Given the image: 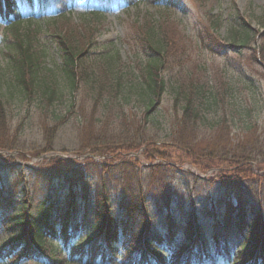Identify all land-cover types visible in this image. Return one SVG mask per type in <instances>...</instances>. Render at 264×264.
I'll return each mask as SVG.
<instances>
[{
	"label": "trees",
	"instance_id": "1",
	"mask_svg": "<svg viewBox=\"0 0 264 264\" xmlns=\"http://www.w3.org/2000/svg\"><path fill=\"white\" fill-rule=\"evenodd\" d=\"M20 8L21 0H0V17L8 21L6 26L11 30L6 43V72L12 80L7 88L6 72L0 70V127L2 130L7 127V112L16 94L27 104L34 103L43 112L51 113L56 123L74 110L63 111L71 98L66 109L69 106H75L78 111L93 109L90 118L85 112L82 114L92 133L82 139L76 150L92 155L71 160L57 156L34 169L29 174L30 180L17 176L6 190L0 188V260L14 255L15 263L34 256L40 264H67L70 260L85 264L90 248L81 239L89 238L91 232L100 237L97 240L100 257L109 259L97 264H122L117 259L116 243L123 248L126 239L123 251L126 260L132 259L131 264H185L194 254L198 239L202 240L205 259L213 264L216 259L211 254L212 241L217 243L218 236L225 241L228 233L236 229L244 245L238 251L236 263L264 264V175H257L254 181L255 175L246 169L253 160L264 158V145H261L264 140L258 145L256 138L245 137L237 139L238 145L234 143L231 121L237 112L220 113L227 92L212 85L209 77L204 80L195 72L175 79V66L181 68L184 64L174 61L184 60L183 51L175 48L174 41L163 40L164 36L154 27L147 32V41L139 37L141 45L136 46L138 77L117 65L108 45L98 40L93 30L73 28L51 32L49 36L61 57L67 86L63 88L55 70L47 65L46 43L37 35L42 27H28L31 18L19 15ZM234 15L235 32L224 39L222 50L230 53L236 48L255 49L253 58L258 54L264 62V47L255 48L258 38L251 43L255 35L246 17L237 9ZM20 20H26L28 26L20 28ZM207 37L210 41L205 40ZM204 42L212 45V38L205 33ZM174 49L183 55L179 57ZM169 87L177 102L173 109L176 120L163 141L148 130L149 126L158 130V118L149 112ZM66 89L71 93L68 98ZM135 90L147 104L138 126H134L133 117L123 120L120 132L107 134V115L97 116V125L94 124V108L102 106L106 110L111 101L120 105L129 103ZM231 106L236 108L237 104L232 102ZM248 127V130L254 128ZM99 129L101 133L97 135ZM208 130L214 137L208 143L214 146L203 141L210 137L206 136ZM19 146L16 138L0 137V149ZM142 147L144 155L131 154ZM44 148L47 151L50 147ZM176 152L177 163L214 168L216 177L207 180L223 184L226 193L233 195L225 193L217 200L204 216L209 220L201 219L195 211L177 219L173 212L177 194L174 180L181 173L180 178L190 181L188 173L172 161ZM94 154L106 157L97 160ZM147 157L150 165L145 169L141 160ZM155 158L160 161L153 163ZM21 181L26 183L22 192L18 191ZM92 199L95 210L90 231L86 208ZM209 215L217 217L220 228L215 227L214 221L209 223L212 220ZM132 221H138V229L127 238L123 234L128 232Z\"/></svg>",
	"mask_w": 264,
	"mask_h": 264
},
{
	"label": "rangeland",
	"instance_id": "2",
	"mask_svg": "<svg viewBox=\"0 0 264 264\" xmlns=\"http://www.w3.org/2000/svg\"><path fill=\"white\" fill-rule=\"evenodd\" d=\"M164 4L169 7L165 8ZM236 9L246 17L252 27L255 37L251 39V43H255V39L258 38L255 48L264 47V0H26L20 10V15L31 16L32 19H30L29 26L27 21L20 20L19 27H26L25 25L42 27V31L37 35L46 43L47 65L55 70L63 88H67V86L61 70V57L55 42L49 36L51 32L55 30L67 31L73 28L85 31L93 30L98 40L108 45L117 65L124 70L132 71V75L138 77L136 46L141 45L139 37L147 41V32H150V27H154L156 32L164 36L163 40L167 38L174 41L177 45L175 48L179 52L183 51L184 55L178 53L176 49L173 50L179 54V57L184 56L183 61H174V63L184 64L181 68L178 65L175 66V79L188 77L192 72L197 73L204 80H208L209 77L212 85H218L219 90L223 89L227 92L226 102L224 105L222 104L223 108H220V113L225 115V112L229 113L232 110H236L235 114L237 112L235 119L231 121L234 143L238 145V138L243 140L245 137H251L256 138L255 143L259 145L261 140H264V62L258 54L257 58H253L255 49L236 48L232 49L230 53H225L221 47L226 42L224 39L231 37L235 32L234 19L236 16L234 13ZM96 11H98L97 16ZM5 25L6 23L1 22L0 18V70L3 72H6L7 69L6 43L8 35L11 33L10 28ZM212 26L215 28L212 29ZM201 30L212 38V45L204 42V33L202 34ZM129 40L135 47L128 42ZM205 40L210 41L208 37ZM236 44L239 46L238 43ZM4 75L5 85L9 88L11 86L10 75L7 72ZM136 91L134 95H131L129 103L125 102L120 105L116 101H111V106L106 110L102 106L94 108V124L97 125L95 122L97 116L107 115V118L104 117L109 122L108 130L105 129L107 134L120 132V128L124 126L123 120H132L133 117L135 118L134 126H138L139 121L144 117L147 104H145L144 97ZM66 95L67 98L71 96L69 90L66 91ZM71 101V98L66 101L63 111L69 110V108L74 110L68 111L64 119L56 123L51 119V113L43 112L34 103L27 104L21 99V95L19 97L16 94L11 100L12 104L7 112V127L3 130L0 127V137L16 138L20 141V146L19 148L0 149V175H2L0 188L6 190L9 183L11 184L17 176L30 180L29 174L34 169L42 167L57 156L71 160L92 155L85 152L80 154L76 150L82 139L88 138L92 133V127L87 126L86 119L83 118L85 116L82 114L85 112V115L90 118L93 115L91 112L93 109L84 108L82 111H78L75 106H69L66 109L67 104ZM232 102L237 104L236 108L231 106ZM175 103H177L175 95L169 87L161 95L158 103L156 100V106L149 112H153L158 118V130L151 126L148 127V130L161 137L163 141L167 139L165 133L171 131V126L176 120L173 110ZM224 107L227 109L224 110ZM104 118L102 119L104 120ZM248 126H253V130H248ZM46 127L49 128L48 131ZM100 133V129L97 130V135ZM210 135L211 131L208 130L206 136ZM219 137L222 138L221 133ZM212 140H214L212 136L203 139L205 143ZM45 145L50 147L47 151L44 150ZM208 145L214 146L212 143H208ZM261 145H264V142ZM144 152L145 148L142 147L131 154L139 157V155H144ZM178 155V152L174 153L172 161L177 163ZM94 157L97 160H102L106 156L94 154ZM149 160L148 157L141 160L143 168H148ZM154 161L157 162L160 159L155 158L153 163ZM177 165L188 173V180H190L180 178L181 173L174 180L173 184L177 194L173 202V212L177 219H184L189 212L195 211L201 219L209 220L204 216L208 215V211L212 209L217 200L227 192L223 184L216 183L215 180H207L208 177H216L215 172L217 171L214 168L201 169L192 163H177ZM246 169L252 172L250 175H255L252 177L253 180H257V175H264V158L253 160ZM194 177L197 180H193ZM19 187L18 191L22 192L26 183L21 181ZM228 196L233 197L229 194ZM115 204L117 207V202ZM86 210L88 228L92 231L95 210L93 199L87 203ZM209 218L212 219L209 223L213 224L214 221L215 227H220L216 216ZM137 226L138 221H132L126 230L128 232L123 235L127 237L129 234V237L137 231ZM208 233L210 234V230ZM88 236L89 238L82 236L81 239L90 248V254L85 264L107 262L109 259L100 258V247L96 243L99 236L91 232ZM4 239L5 237L2 238V240ZM221 240L217 241V244L212 241L211 246L215 254L217 247L222 244ZM127 242L126 239L123 244L125 247ZM118 243H116V249L120 253H117L118 261L122 264H131L132 259L126 260L124 246L122 248V244L118 246ZM243 246L242 235L236 229H232L228 233L227 249L223 251L224 260L221 263L217 261L216 264H237L233 257ZM195 250L196 254L188 258L187 264H206L202 240L198 241ZM14 257V255H9L8 259L0 261V264H40L34 256L18 263L13 261ZM67 264L75 263L70 260Z\"/></svg>",
	"mask_w": 264,
	"mask_h": 264
}]
</instances>
